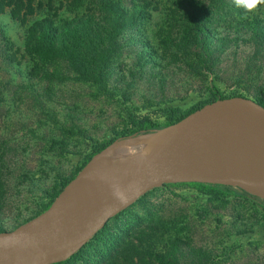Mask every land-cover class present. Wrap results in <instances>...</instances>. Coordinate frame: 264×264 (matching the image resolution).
<instances>
[{
    "label": "rangeland",
    "instance_id": "rangeland-1",
    "mask_svg": "<svg viewBox=\"0 0 264 264\" xmlns=\"http://www.w3.org/2000/svg\"><path fill=\"white\" fill-rule=\"evenodd\" d=\"M76 2L0 0V232L39 215L94 150L131 135L135 121L162 126L170 113L208 103L213 88L264 106V4L248 12L207 0L203 14H183L203 24L190 53L171 43L182 31L170 13L177 0L127 9L136 27L122 29L116 52L89 65L102 69L85 81L24 46L36 21L82 18L87 7ZM216 188L223 195L153 189L60 264H264V201Z\"/></svg>",
    "mask_w": 264,
    "mask_h": 264
},
{
    "label": "water",
    "instance_id": "water-1",
    "mask_svg": "<svg viewBox=\"0 0 264 264\" xmlns=\"http://www.w3.org/2000/svg\"><path fill=\"white\" fill-rule=\"evenodd\" d=\"M149 151L104 171L120 144ZM199 183L237 188L264 201V106L242 96L218 99L166 127L114 140L95 154L39 215L0 232V264H58L112 218L153 189Z\"/></svg>",
    "mask_w": 264,
    "mask_h": 264
},
{
    "label": "trees",
    "instance_id": "trees-1",
    "mask_svg": "<svg viewBox=\"0 0 264 264\" xmlns=\"http://www.w3.org/2000/svg\"><path fill=\"white\" fill-rule=\"evenodd\" d=\"M75 1H77V4L81 3L87 7V9L84 10L82 18L80 17L75 20L61 19L58 23H55L53 20L36 21L34 22V25L29 28L30 31L24 36V46L26 52L33 58H36V60H39L42 63L63 62L68 66L70 65V68L74 73L80 75L82 80L91 81L93 75L90 73L97 71L100 74L102 68H98V66H102L106 63V57L108 54L113 55L116 52L119 46V37L122 29L124 27H136L137 25L135 18L127 17L126 10L131 8L138 9L139 7L148 8L154 0H140V6L135 4L136 1L139 0ZM211 6L213 5L208 4L207 0H177V8L170 9L172 15H175V12L178 13L179 16L177 21L181 22L180 29H182V31L179 35L178 41H171L172 45L176 46L179 51L190 53L191 47L196 44V41H199L200 43V40L202 39L201 32L203 30L201 28V25L203 24L199 20L193 18L187 19L186 17H182V15L203 14L208 11ZM178 9H185L186 11L180 10L177 12L176 10ZM9 60V63H11L12 59L10 58ZM95 62L99 63L95 70L88 67ZM211 94L212 98L208 103L218 99L228 98L222 96L215 88L211 90ZM202 106L203 105L197 106L181 115L170 113L167 121L162 126H157L148 118L135 121L133 122L135 131L131 135L166 127L181 120ZM131 135L114 138L107 144L94 150L91 156L83 163L82 167L92 156L103 150L114 140L122 139ZM69 181H67L64 186ZM184 185H188L207 196H219L222 194V192L216 188L218 185L199 183H188ZM52 201L43 207L41 213L50 206ZM75 255L76 254L73 256ZM68 260L61 263H65Z\"/></svg>",
    "mask_w": 264,
    "mask_h": 264
},
{
    "label": "bare ground",
    "instance_id": "bare-ground-1",
    "mask_svg": "<svg viewBox=\"0 0 264 264\" xmlns=\"http://www.w3.org/2000/svg\"><path fill=\"white\" fill-rule=\"evenodd\" d=\"M147 151H149L148 143H122L104 155L99 167L104 171H114L123 166L121 164L122 160L142 155Z\"/></svg>",
    "mask_w": 264,
    "mask_h": 264
},
{
    "label": "clouds",
    "instance_id": "clouds-1",
    "mask_svg": "<svg viewBox=\"0 0 264 264\" xmlns=\"http://www.w3.org/2000/svg\"><path fill=\"white\" fill-rule=\"evenodd\" d=\"M237 6H243L246 11L252 12L259 5L264 4V0H234Z\"/></svg>",
    "mask_w": 264,
    "mask_h": 264
}]
</instances>
